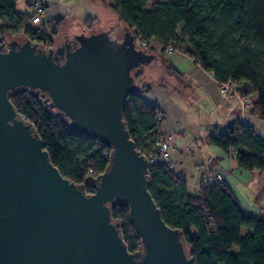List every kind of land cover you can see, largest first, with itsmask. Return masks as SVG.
<instances>
[{
	"label": "water",
	"instance_id": "95a60500",
	"mask_svg": "<svg viewBox=\"0 0 264 264\" xmlns=\"http://www.w3.org/2000/svg\"><path fill=\"white\" fill-rule=\"evenodd\" d=\"M112 27L75 22L56 48L0 36V264H194L183 231L162 217L148 187L151 160L123 119L132 69L157 55L138 49L128 27L112 38ZM20 86L47 92L72 128L112 148L93 192L60 172L34 124L17 112L9 93ZM115 199L127 204L142 249L124 241L111 215Z\"/></svg>",
	"mask_w": 264,
	"mask_h": 264
},
{
	"label": "trees",
	"instance_id": "16d2710c",
	"mask_svg": "<svg viewBox=\"0 0 264 264\" xmlns=\"http://www.w3.org/2000/svg\"><path fill=\"white\" fill-rule=\"evenodd\" d=\"M113 0L119 21L134 33L173 43L193 57L219 82L248 80L256 98L248 111L264 120V0ZM18 0H0V36L22 31L33 41L50 45L64 19L48 26L25 23L31 15L17 7ZM95 18L85 19L91 26ZM113 28V27H112ZM149 51H155L151 47ZM172 73L178 72L167 64ZM144 68V67H143ZM143 68L132 69L135 88L123 107V119L136 147L147 157L158 153L160 124L165 113L145 94L153 87L143 81ZM15 109L34 124L60 172L80 185L87 194L95 189L94 178L107 170L112 148L91 132L72 128L69 116L51 108L47 92L26 86L10 91ZM238 126L234 128V125ZM210 141L231 153L242 168L264 173V137L249 125L232 122L227 131L209 136ZM149 190L167 224L183 231L182 240L194 264H264V210L253 214L243 208L232 189L205 182L190 193L186 180L162 160H153L148 173ZM264 202V188L255 203ZM114 221L130 251L142 249V241L121 199L109 203ZM243 227L249 230L242 233Z\"/></svg>",
	"mask_w": 264,
	"mask_h": 264
},
{
	"label": "crops",
	"instance_id": "0c3cea01",
	"mask_svg": "<svg viewBox=\"0 0 264 264\" xmlns=\"http://www.w3.org/2000/svg\"><path fill=\"white\" fill-rule=\"evenodd\" d=\"M33 1L26 0V4L31 6ZM41 1L45 6L42 19L45 26L51 24L54 19L60 18L64 19V25L70 15L79 18L81 24L85 23L80 0ZM75 8L79 15L69 14ZM158 47L160 46H154L155 51L152 52L155 53ZM191 59L193 64L189 63L190 67L186 71L176 67L177 71L184 72L182 76L180 71L176 72L179 75L176 78L184 81V85L193 87L190 97L194 106L190 112L181 107L176 100L173 92L175 86L172 83L169 86L167 80L159 79L155 83L145 81L153 86L144 95L145 98L150 103L157 104L165 113V119L160 124L159 131L160 138L166 139L169 143L174 163L173 170L186 180L190 193L198 192L199 184L207 174H222L225 177V183L235 193L243 208L250 213L259 214L264 210V202L257 205L255 197L264 188V173L242 168L231 153L213 144L209 138L211 134L227 131L229 125L235 121L251 126L259 136L264 137V120L251 115L248 111L256 94L248 80L237 82L234 85V91L221 92L214 72L204 69L193 57ZM156 63H158V57L156 62L144 66L143 79L146 76L147 67ZM175 63L179 61H173L171 65L174 67ZM165 64L167 66L170 63L165 61Z\"/></svg>",
	"mask_w": 264,
	"mask_h": 264
},
{
	"label": "rangeland",
	"instance_id": "374dc122",
	"mask_svg": "<svg viewBox=\"0 0 264 264\" xmlns=\"http://www.w3.org/2000/svg\"><path fill=\"white\" fill-rule=\"evenodd\" d=\"M112 1L113 0H80V2H81L80 7H81V10L83 12V15H85L84 16L85 19L89 18V17L95 18V20L91 26L87 25L86 23H82L87 28V30L101 26V25L106 24V23H109L113 27H115V29L117 30L116 31L117 35L119 33L124 34V32L126 30V26L124 25L123 22L119 21V14L111 6ZM155 1H159V0H150L148 3V6H150ZM69 3H71V2H69ZM17 7L19 10L25 11L29 15H31V13H32V8H31V6H28L26 4V0H18ZM76 12H77V9L75 8L69 14L73 13L72 14L73 16L79 15ZM85 19H84V21H85ZM53 21H55V19ZM24 22L35 25V26L38 25L37 23H33L32 21H30V18L25 19ZM75 22L81 23L79 18L72 17L70 15V18L67 19L66 24L63 25V29H61L58 36H55V38L53 39V42L58 44L62 35H66L68 38H70V36H71L70 35V29L72 28V26L74 25ZM26 38L27 37L25 36V34L22 31H9L6 35L5 40L7 43H11L12 39H16L18 42H24L26 40ZM44 46H45V48H48L49 45H44ZM154 46H160L161 47V48L158 47L156 52H155L157 57H158V63L147 67L146 76L144 77L142 82L154 81L153 83H155V82H158L159 79H161L162 81L163 80L169 81V82H167V84L169 86L171 85V83L175 86V88L173 89V92H174V96H175L176 100L180 103L181 107H183L187 112H190L194 106L192 98L190 97V95L193 91V87L188 86V85H184V81L178 80L176 78V76L179 77V75L176 72L172 73L171 71H169V68H167V66L165 64V61H168L170 64L173 61H179V63H175L176 65L174 67L175 68L177 67L181 70L186 71V69H188V67H190L189 63L193 64L191 57L184 55L181 51L166 52L167 51L166 48H165V52H163L162 48H164V46L159 41H154L153 47ZM178 71H180V70H178ZM182 74L184 75V72L180 71L181 76H182ZM186 78H187V76H186ZM188 119L189 120L191 119V115L188 117ZM232 154H234V153H231V156H232ZM209 174H214V173H209ZM242 230H243L242 233H245L249 229L247 227H243Z\"/></svg>",
	"mask_w": 264,
	"mask_h": 264
},
{
	"label": "built area",
	"instance_id": "2783aa9c",
	"mask_svg": "<svg viewBox=\"0 0 264 264\" xmlns=\"http://www.w3.org/2000/svg\"><path fill=\"white\" fill-rule=\"evenodd\" d=\"M32 8V22L37 23L38 25L42 23L43 15L45 13V6L44 3L41 0H34L31 4ZM154 41H158L157 39H151L146 37L143 33H135L134 34V42L135 46L138 49L149 51L152 47V43ZM166 50L168 52H174L179 51L177 47L173 43H170L167 45ZM237 84V81H234L233 79H229L225 82H219L220 91L221 92H231L234 91V85ZM247 125V124H245ZM238 125L235 124L234 128H236ZM257 134V133H256ZM258 135V134H257ZM155 147L158 150V153L151 154L149 157L151 161L153 160H162L165 161L168 165V167L173 170L174 169V163L172 159V155L170 152V146L166 139L158 138L155 142ZM231 153H235V148H230ZM151 163V162H150ZM205 182L213 184L216 183L218 185H221L225 182V177L220 173H214V174H208L205 177Z\"/></svg>",
	"mask_w": 264,
	"mask_h": 264
},
{
	"label": "flooded vegetation",
	"instance_id": "af4514ba",
	"mask_svg": "<svg viewBox=\"0 0 264 264\" xmlns=\"http://www.w3.org/2000/svg\"><path fill=\"white\" fill-rule=\"evenodd\" d=\"M114 29L115 28H112V30L109 32L110 33V35L112 36V38L116 35V33L114 32ZM123 36V34H118V37L119 38H121ZM65 40V39H64ZM64 40H62V41H64ZM61 41V42H62ZM68 45V44H67ZM51 46H53L54 48H56L57 47V44L56 43H54V42H52L49 46H48V48H50ZM45 47V46H44ZM56 59L57 60H59V61H62L63 60V57H61L60 55H56Z\"/></svg>",
	"mask_w": 264,
	"mask_h": 264
}]
</instances>
